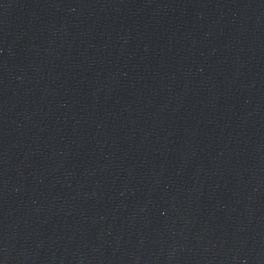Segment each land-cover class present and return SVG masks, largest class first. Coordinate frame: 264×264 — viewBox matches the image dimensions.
<instances>
[{"label": "water", "instance_id": "water-1", "mask_svg": "<svg viewBox=\"0 0 264 264\" xmlns=\"http://www.w3.org/2000/svg\"><path fill=\"white\" fill-rule=\"evenodd\" d=\"M0 264H264V0H0Z\"/></svg>", "mask_w": 264, "mask_h": 264}]
</instances>
